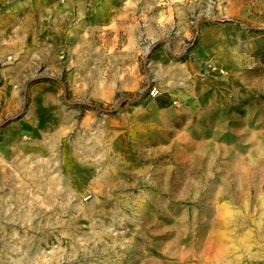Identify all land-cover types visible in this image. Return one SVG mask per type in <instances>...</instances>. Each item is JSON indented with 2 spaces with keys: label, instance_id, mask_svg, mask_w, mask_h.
I'll list each match as a JSON object with an SVG mask.
<instances>
[{
  "label": "rangeland",
  "instance_id": "374dc122",
  "mask_svg": "<svg viewBox=\"0 0 264 264\" xmlns=\"http://www.w3.org/2000/svg\"><path fill=\"white\" fill-rule=\"evenodd\" d=\"M31 1L0 0V264H264V0Z\"/></svg>",
  "mask_w": 264,
  "mask_h": 264
},
{
  "label": "crops",
  "instance_id": "0c3cea01",
  "mask_svg": "<svg viewBox=\"0 0 264 264\" xmlns=\"http://www.w3.org/2000/svg\"><path fill=\"white\" fill-rule=\"evenodd\" d=\"M88 4L90 6V8H88V11L93 12L95 10V7L97 6L98 1L97 0H87ZM106 0H104L105 2ZM139 0H127L126 3L129 2V4H131V6L129 7H125L124 11H135L137 10V7H132V5H136L138 3ZM50 0H42L40 2H35V1H31L30 3H26V6H29L28 10H31L32 12H43L46 15L52 14L53 10L54 11H58L59 10V3L58 1L55 2L56 5L52 6V4H50ZM79 1H68L67 4L70 3H77ZM111 1L108 0V3H110ZM154 2V1H153ZM155 3L157 5H159V1H155ZM78 4V3H77ZM73 7L75 8V6L73 5ZM72 10L74 11L75 9L72 8ZM104 13H108L111 14L112 12V8L109 5L107 8L104 7L103 9ZM115 10V9H114ZM56 87L55 86H51V87H47V88H43L41 89L40 94L38 95V97L36 98V110L39 114V120H38V124L36 125V127H34V131L40 133L43 130L44 131H49L52 130L54 128V126L58 123V117L61 115V106L58 103V97H57V91H56ZM44 116V124L42 123L43 121V117ZM46 117H49L48 119H45ZM258 206H257V210L261 211L262 217H260L259 221H263L264 223V187H262L260 189V193H258Z\"/></svg>",
  "mask_w": 264,
  "mask_h": 264
},
{
  "label": "bare ground",
  "instance_id": "6f19581e",
  "mask_svg": "<svg viewBox=\"0 0 264 264\" xmlns=\"http://www.w3.org/2000/svg\"><path fill=\"white\" fill-rule=\"evenodd\" d=\"M148 51V50H147Z\"/></svg>",
  "mask_w": 264,
  "mask_h": 264
}]
</instances>
